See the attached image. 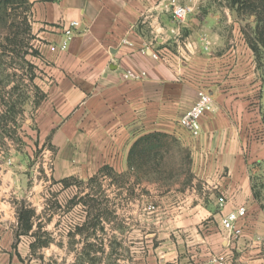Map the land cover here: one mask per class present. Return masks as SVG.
I'll use <instances>...</instances> for the list:
<instances>
[{"label": "crops", "instance_id": "obj_1", "mask_svg": "<svg viewBox=\"0 0 264 264\" xmlns=\"http://www.w3.org/2000/svg\"><path fill=\"white\" fill-rule=\"evenodd\" d=\"M29 2L41 71L37 85L44 92L34 122L40 143L53 150L52 180L87 181L108 165L121 176L131 172L129 184L145 187V179L129 171V151L142 136L165 133L187 142L196 177L201 173L211 187L203 195L192 188L182 205L163 208L175 216L167 228L173 230L153 251L150 245L136 251L133 229L126 228V238L115 244L123 258L117 263L134 264L137 257L156 264L158 254V264H217L218 256L228 264H264V212L252 189L253 169L264 162V76L243 34L215 33L217 23L232 20L220 0ZM179 5L194 10L180 26L172 16ZM72 21L80 28L68 49L51 51ZM130 70L146 77L125 80ZM203 93L212 97L213 111L193 137L180 120ZM122 196L132 199L127 191ZM33 207L41 218L24 234L18 211L0 205V264L45 263L35 259L31 234L42 222L49 236L55 224L48 221L52 214L44 222V208ZM241 207L247 213L235 236L223 221Z\"/></svg>", "mask_w": 264, "mask_h": 264}, {"label": "rangeland", "instance_id": "obj_2", "mask_svg": "<svg viewBox=\"0 0 264 264\" xmlns=\"http://www.w3.org/2000/svg\"><path fill=\"white\" fill-rule=\"evenodd\" d=\"M221 4L232 20L217 23L215 33L243 34L248 46L255 49L264 76V0H242L239 10L232 6L231 0H220ZM14 17L13 32L19 34L17 45L9 47L15 48L13 52L5 53L3 49L9 30L0 25V205L16 211L22 202L30 208L42 207L44 222L52 214L48 221L55 224L54 231L45 237L49 246L43 248L45 250H34L37 253L35 259L46 264H118L117 260L123 258L116 254L115 244L118 239L126 238V228L131 227L129 238H133L136 251L142 252L143 246L146 249L148 245L153 251L158 247L159 239L169 238L168 234L173 230L167 228L172 227L175 216L165 214L163 208L182 205L183 193L192 188L200 195L210 193L211 187L204 176L197 173L196 177L192 169L187 142H168L166 160L160 168L150 170L145 187L143 184L134 187V195L128 202L123 196L118 198L116 185L113 189L109 186L110 181L103 182L102 188L109 201L107 205L113 213L96 222L94 233L91 229L82 235L69 236L78 225L87 224L88 220L94 223L93 217L88 218L84 206L73 201L82 191L79 183L72 182L63 188V183L58 184L50 177L53 150L47 143H40L34 122L36 110L44 99V92L37 85L41 71L36 56V32L30 13V34H24L21 10ZM85 187L88 191L93 188L92 193L102 201L97 193L99 184ZM252 189L264 212V162L253 169ZM215 195L217 197L219 193ZM63 228L71 230L64 231ZM158 262L159 255L156 254V264ZM134 264H141V261L136 257Z\"/></svg>", "mask_w": 264, "mask_h": 264}, {"label": "trees", "instance_id": "obj_3", "mask_svg": "<svg viewBox=\"0 0 264 264\" xmlns=\"http://www.w3.org/2000/svg\"><path fill=\"white\" fill-rule=\"evenodd\" d=\"M231 2L233 7H237L238 10L240 9L242 0H231ZM30 9L31 4L29 0H0V25H4L9 30V34L6 36L7 44L2 45L5 53L13 52L15 48L11 49L9 47L17 45L16 40L19 33H14L13 29L16 25L14 16L19 10H21L22 15L21 24L25 27L24 34H30L31 26L28 17ZM253 52H256L255 49ZM170 141L176 140L173 136L165 133H151L139 138L129 151V171L138 172V174L141 175V178L145 179L150 170L158 169V167L160 168L162 163L166 160V154L169 151L168 142ZM130 173L131 172H126L121 176L117 174L112 167L105 165L87 181H80L75 178H69L62 181L66 188L72 185V182L79 183L82 191L80 192V195L75 196V200L73 201L75 204L83 205L88 213V218L93 217L92 220L94 221L93 223L91 220H88L87 224L78 225L73 232L69 233V236L74 237L76 235H82L84 232H88L91 229L94 233L95 229L93 228L96 226V222L113 213L111 208L107 205L109 201L107 196L104 194L105 190L102 188L103 182L110 181L109 186H117V189L119 190L117 193L118 198L122 196L123 191H127L130 198L133 197L134 187L141 185V183L135 182L133 184H129L126 177ZM91 184H99L100 188L97 193H100L102 201H99L98 198H96L97 194L95 195L92 193L93 188H90L88 191L85 187L86 185L89 186ZM81 194L83 195L81 196ZM39 219L40 216L36 215L33 208L26 206L23 202L21 203V208L18 210V221L24 234H28L32 231L34 224ZM42 228V222H38L37 230L31 234V236L35 238V242L31 245L32 250L43 249L49 246L48 239H45V237L47 238V234L45 232L42 233Z\"/></svg>", "mask_w": 264, "mask_h": 264}, {"label": "built area", "instance_id": "obj_4", "mask_svg": "<svg viewBox=\"0 0 264 264\" xmlns=\"http://www.w3.org/2000/svg\"><path fill=\"white\" fill-rule=\"evenodd\" d=\"M194 10L190 6H174L172 10V16L174 21L180 26L184 22L188 20L190 16H192ZM80 28V22L72 21L64 27V39L59 44L58 47L51 46L50 50L55 52L57 48L61 51H65L68 49L70 43L72 42L76 31ZM150 52L151 56L154 59H158L159 56L156 52H153L149 49H144L142 53L146 54ZM146 77L145 72H135V71H126L123 74V78L125 80H142ZM213 111V101L212 97L209 94L203 93L199 96L196 102L193 104L191 110L185 114L180 120V126L186 130L193 137H197L200 135L202 126L201 120L208 113ZM220 205L226 203V199L221 196L218 199ZM246 209L244 207L238 208L236 211L230 213L223 221L224 230L231 232L233 235H238L240 231L236 228V224L238 221L246 216ZM217 264H228L226 258L224 256H218L215 259Z\"/></svg>", "mask_w": 264, "mask_h": 264}]
</instances>
